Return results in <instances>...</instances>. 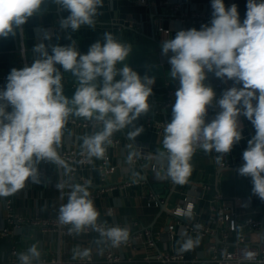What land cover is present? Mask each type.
<instances>
[{
	"label": "clouds",
	"instance_id": "1",
	"mask_svg": "<svg viewBox=\"0 0 264 264\" xmlns=\"http://www.w3.org/2000/svg\"><path fill=\"white\" fill-rule=\"evenodd\" d=\"M70 15L60 21L63 29L78 31L81 26L95 27V18L103 8V0H53ZM45 0H0V38L16 34L27 20L39 13ZM210 25L179 30L175 37L162 42V54L171 56L170 77L179 80L175 92L172 118L164 128L162 149L154 156L158 164L166 162L163 174L157 178L170 179L184 185L192 173L191 160L197 148L205 154L214 150L218 165L223 155L242 139L238 117L243 115L255 128L243 152L244 164L238 174L250 177L252 193L264 201V0H248L246 18L241 23L237 6L226 9L223 0H212ZM43 39L51 34L43 32ZM39 54L32 65L13 68L7 76L4 90H0V197H8L25 188L31 178L38 183L36 165L40 161L59 163L57 148L70 116L84 118L100 125V130L82 137V149L88 158L103 159L115 133L133 125L150 109L154 77L141 78L128 63L132 45L121 42L111 32H104L103 42L91 45L86 55H80L74 44L51 46L38 43L32 49ZM75 78L76 90L71 98L64 94L62 74L55 65ZM118 64H123L117 68ZM222 80L226 77L242 87H232L215 103L221 109L215 118L205 122L208 106L213 105L215 93L205 84L206 73L213 72ZM119 77V79H116ZM253 101L257 103L253 104ZM11 111H7L8 108ZM143 127L128 131L135 140ZM131 145V144H130ZM141 153L131 152L129 164ZM58 188L62 187L60 185ZM193 205L177 208L176 215L193 217ZM99 212L90 199L86 186L75 185L67 203L59 208L58 220L69 225V233L80 234L91 228L112 247H119L129 238L127 228L100 227ZM197 228L200 225H196ZM199 237H189L178 251L192 250ZM38 244H32L19 254L21 264L39 259ZM87 249H74L73 258L83 259ZM254 253L246 252L252 259Z\"/></svg>",
	"mask_w": 264,
	"mask_h": 264
},
{
	"label": "crops",
	"instance_id": "2",
	"mask_svg": "<svg viewBox=\"0 0 264 264\" xmlns=\"http://www.w3.org/2000/svg\"><path fill=\"white\" fill-rule=\"evenodd\" d=\"M223 2L226 9L233 4L237 6L242 23L246 18L248 0ZM211 4L212 0H103V8L98 10L99 15L95 18V27L83 25L78 31H72L60 26V21L70 12L53 3V0H45L41 11L30 17L21 29H16L14 36L0 38V90L6 88L7 76L13 68L30 67L39 58V54L32 51L36 44L44 43L49 55L52 54L51 46L74 44L80 55H86L92 44L103 42L104 32H111L121 42L132 45L130 57L124 63H128L141 78L145 75L155 78L148 101L149 111L133 125L116 133L119 144L107 147L106 154L110 156V165L114 169L106 180L102 179L98 167L100 159H95L92 165L44 160L36 165L38 183L29 178L21 191L0 197V263L10 261L14 248L19 250V254L25 253L36 243L41 255L39 259L32 258L31 264H55L52 260L56 259L63 263L84 264L81 258H73L74 249L89 251L92 261L85 264H105L104 243L99 235L83 231L70 236L33 222L37 219L58 220L59 208L67 203L75 185L87 187L90 199L99 212L98 221L127 228L128 239L138 236L132 246H120L117 251L121 258L119 264H160L159 255L178 251L187 238L195 239L197 236L199 245L183 253L192 264H211L212 246L223 241V232L229 234L232 244L238 237L246 236L251 243L264 245V232H261L264 201L252 193L251 178L241 176L237 171L245 163L242 156L248 147L247 142L255 135V128L246 117H238L242 139L223 155L222 165H218L215 159L220 154L214 150L205 154L197 148L191 160L192 173L184 185L157 178L156 172L163 174L166 162L158 164L155 159L148 158L154 156L157 149H162L164 131L160 132L157 125L171 121L175 92L180 87L179 80L170 77L168 59L171 53L168 56L162 54V42L174 38L179 30H200L202 25L211 26ZM193 12L205 15L194 17ZM45 30L51 34L50 40L43 39ZM122 66L118 64L117 68ZM55 67L62 74L64 94L71 98L76 90L75 78L70 72H65L62 65ZM217 79L214 71L206 73L205 84L215 93L213 105L206 110V123H210L221 110L215 103L222 98V91L216 87ZM231 87L239 88L242 84L232 81ZM170 89L176 91L169 95ZM168 99L171 104L165 106ZM146 117L153 120L149 123ZM84 120L69 117L57 148L58 154L69 147L83 150L82 137L100 130L101 126L94 123L83 126L81 122ZM136 127H143L144 130L135 140H129L128 131ZM133 151L140 152L141 156L129 164L127 157ZM42 168L43 174L40 173ZM58 185L62 187L58 188ZM217 193L222 194L225 201L235 199L231 207L225 209L230 216L227 222L221 221L219 212H212L209 208L210 200ZM188 203L194 204L191 219L173 214V210L186 208ZM161 204H166L168 211H161ZM249 217L262 221L260 228L255 230L246 224L245 220ZM170 224L175 225L172 232ZM201 228H209L215 234L203 235ZM5 229L7 233H4ZM145 231L151 232L155 242L153 246L148 244ZM168 232L172 233L171 238L163 239L162 235Z\"/></svg>",
	"mask_w": 264,
	"mask_h": 264
},
{
	"label": "built area",
	"instance_id": "3",
	"mask_svg": "<svg viewBox=\"0 0 264 264\" xmlns=\"http://www.w3.org/2000/svg\"><path fill=\"white\" fill-rule=\"evenodd\" d=\"M146 1V0H141ZM176 8V7H175ZM205 13H199V12H193L194 17H201L204 16ZM216 81V87L222 91V97L225 91L229 90L231 87L232 80H228L226 77L222 80L221 78L217 77ZM176 90L170 89L169 95H172ZM171 104L170 99H168L165 103V106H169ZM255 106V102L253 103ZM152 117H146V121L149 123L152 121ZM94 122L84 120L81 122L83 126H88L93 124ZM166 122H160L157 125V128L160 132L164 131V128L166 126ZM120 143L119 137L116 135V133L112 137V144L117 145ZM59 156V161H63L64 163H81L84 165H92L95 163L96 158H88L84 150H78L75 147H69L62 151ZM134 161H137V158H133ZM98 167L100 168L102 172V179L106 180L107 176L112 172L114 169L113 166L110 165V156L108 154H105V157L103 159H100V163H98ZM74 171H76V167L73 168ZM41 174L44 173V168L40 171ZM73 173V171H72ZM235 199L232 201H225L222 194L217 193L214 195L213 199L210 200L209 208L212 212H219V218L221 221L227 222L230 218L229 212L227 213L225 209L231 207L232 202L234 203ZM158 203L157 201H155ZM155 203V204H156ZM220 203H223V206H219ZM189 204V203H188ZM193 206L194 204L191 203ZM194 208V207H193ZM173 214L176 215V210H173ZM177 217H180L177 215ZM35 224L43 225L46 229H54L59 230L60 233H63L65 235L73 236L75 233H69V225H61L59 223V220L56 219H37L33 221ZM246 224L252 226L257 230L262 225V221L257 220L253 217H249L245 220ZM98 224L100 227H106L109 226L104 221H98ZM175 229L174 224L169 225V230L172 232ZM201 233L203 235L207 234H215V231L210 230L209 228H201ZM88 234H97L99 233L97 231L92 230L91 228L85 230ZM4 233H7V229L4 230ZM145 237L148 238V244L150 246H153L155 244L152 234L150 231H145L144 233ZM224 238L223 241L217 244H213L212 246V254H211V264H264V245H255L254 243H251V241L246 236H240L237 238L235 243H231L229 241V234L227 232H223ZM100 236V235H99ZM172 236V233H171ZM138 236H134L133 238L128 239L126 243H122L120 246H132ZM104 243V249H105V264H119L121 258L118 254L119 247H112L111 243L109 241H106L103 239ZM251 252L254 253V256L252 259H246L245 253ZM13 257L10 259V261L0 264H21V261L19 259V250L14 248L12 250ZM160 264H192V261L186 257V255L183 252L175 251L171 254H161L157 257ZM82 262L85 264L87 262H91L92 258L91 256H87L86 258L81 259ZM55 264H74V263H63L60 259L52 260ZM44 263H46L45 260H43ZM194 262V261H193Z\"/></svg>",
	"mask_w": 264,
	"mask_h": 264
},
{
	"label": "water",
	"instance_id": "4",
	"mask_svg": "<svg viewBox=\"0 0 264 264\" xmlns=\"http://www.w3.org/2000/svg\"><path fill=\"white\" fill-rule=\"evenodd\" d=\"M161 211H168L166 208V204H161ZM261 232L262 233L264 232V226L262 227ZM162 236H163V239H167V240H169L171 238V235L169 234V232L165 233Z\"/></svg>",
	"mask_w": 264,
	"mask_h": 264
}]
</instances>
